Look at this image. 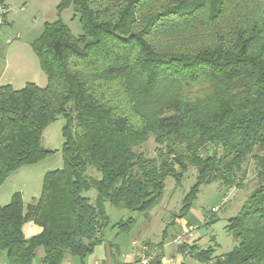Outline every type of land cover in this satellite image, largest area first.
Wrapping results in <instances>:
<instances>
[{
  "label": "trees",
  "instance_id": "16d2710c",
  "mask_svg": "<svg viewBox=\"0 0 264 264\" xmlns=\"http://www.w3.org/2000/svg\"><path fill=\"white\" fill-rule=\"evenodd\" d=\"M70 7L80 35L58 18L32 43L47 84L0 86V187L56 153L43 135L65 119L63 167L45 173L29 203L16 192L0 204L8 264H34L40 248L41 264L68 255L84 264L105 242L107 202L150 220L167 179L180 186L195 167L184 218L202 186L241 189L250 159L258 182L228 220L232 251L180 252L201 264H264V0H63L59 9ZM152 139L156 156L148 157L138 149ZM92 189L95 203L84 195ZM218 220L213 213L206 224ZM27 223L37 229L30 238ZM135 223L112 228L130 233ZM162 251L151 264H163Z\"/></svg>",
  "mask_w": 264,
  "mask_h": 264
},
{
  "label": "rangeland",
  "instance_id": "374dc122",
  "mask_svg": "<svg viewBox=\"0 0 264 264\" xmlns=\"http://www.w3.org/2000/svg\"><path fill=\"white\" fill-rule=\"evenodd\" d=\"M62 1L5 0L9 8V14L0 31V86L12 85L15 89L19 90L27 83L39 85L42 82V85H46V75L40 69L38 58L32 48L33 41L43 32L45 23H52L61 18L70 27L74 35L78 36L82 33L79 20H73V8L59 9ZM64 126L65 119L63 116H59L45 130L43 135V146L56 151V153L41 163L25 166L14 172L11 179L6 181L4 186L1 187L0 199H3L4 195L6 197L9 195L13 196L16 192H21L23 198L27 201L32 196L40 195L45 173L63 167L61 149L64 143L62 134ZM155 148L156 144L152 139L147 145L138 150L148 157H155ZM244 171L246 172L244 180H240L243 181L242 188L233 187L234 191L231 193L230 190L232 188H227L220 183L202 186L197 199L193 202L186 215L188 216V224L191 227H195L193 246H196L197 252L213 249L214 254L212 257L219 258L232 251L235 240L226 230L228 220L239 213L243 202L256 188L258 182L256 165L252 159L246 162ZM92 173L97 177L99 176L95 172ZM196 178L197 170L195 167H191L188 170L180 186L176 184L175 179L168 178L163 198L160 204L151 211L150 220L146 219V215H141L138 212L127 209L116 208L109 202L106 203V211L109 213L111 224L104 232L105 238L108 239L116 235L118 230L112 228V225L120 220H128L131 217L136 219V223L130 233H120L117 237V243L120 244V253L117 254L115 249L113 252L115 256L119 255L118 257L122 258L120 260L122 264L123 261L127 263L135 258V250L137 249L138 251L139 240L144 239V235L149 239V242L157 247L164 242L167 229L170 228L168 223L180 215L183 199L196 182ZM226 194H229L228 203L224 207H221L218 212L214 213L217 214L219 220L213 224H205V217L207 218L211 215L212 208H217L221 205ZM84 195L89 197L92 203H95L97 192L94 189L84 193ZM146 226H148L147 229H145ZM141 230L143 233L138 237L137 234ZM133 239H138L136 240L139 242L136 245L137 248L132 245ZM175 244L178 246L179 252L180 246L187 245L184 241L181 245ZM175 248V245H170L169 243L165 249V256L173 257L172 255L176 251ZM160 250L162 251L161 248ZM94 255L97 256L98 260H102L101 258L104 257L105 251L103 249L95 250L93 254L85 258L84 264H87V260ZM67 258L71 264H83L79 258L72 256ZM38 259L39 257L37 256L36 261ZM199 264L201 263L199 262Z\"/></svg>",
  "mask_w": 264,
  "mask_h": 264
},
{
  "label": "crops",
  "instance_id": "0c3cea01",
  "mask_svg": "<svg viewBox=\"0 0 264 264\" xmlns=\"http://www.w3.org/2000/svg\"><path fill=\"white\" fill-rule=\"evenodd\" d=\"M4 5L6 6V8H8V6L5 3V0H4ZM8 11H9V8H8ZM8 14H9V12H8ZM38 82H40V81H38ZM42 84H43L42 82L39 83L40 86H45V85H42ZM45 84H47L46 81H45ZM11 176H12V174H11ZM11 176L8 178L7 181H9L11 179ZM0 189H1V187H0ZM0 195H1V192H0ZM35 197H38V195L32 196L28 201L24 198V201L27 204ZM11 198H12V195H9L8 197H6L4 195L3 199H0L1 200L0 204H8L11 201ZM187 218H188V216H185L184 218L176 217L175 219H172L168 223V225H170V228L167 229V233L165 234V238H164V242H163V247H164L163 251H162L163 252V264H199V262L196 259L191 257V255L189 254L188 251L186 253L179 252L178 246L174 243V240L176 238L181 237L183 239L184 243H186L189 246H193V242H194L193 241L194 240L193 233L195 232L194 231L195 227H191L188 224ZM206 222L207 221H206V217H205L204 223L206 224ZM147 227L148 226H146L145 229H147ZM23 231H24V235H25L26 238H30V237H32V236L37 234L36 226L33 223H27L24 226ZM142 233H143V231L141 230L137 234V236L139 237ZM118 235H120L119 230L117 231L115 236L110 237L108 239L105 238V242L102 244L103 246L99 245V246L96 247L95 250L103 249L105 251L104 257L101 258L102 260H98L96 258L97 256H95L96 255L95 254L94 256L90 257L87 260L86 263L87 264H122L121 261H120L122 258L118 257L119 255L115 256V254L113 252V250L115 249V252L117 254L120 253V244L117 243ZM136 240H138V239H133V241H132V245L135 248H137L136 245H138L139 242L140 243H142L144 241L149 242V239H147V237H145V235H144V239L139 240V242H137ZM169 243H170V245L173 244L176 247L175 248L176 249L175 254L172 255L173 257H166L165 256V249H166V247L168 246ZM101 247H103V248H101ZM136 252H137V249L135 250V258L134 259H132L131 261H128L127 263H126V261H123V264H125V263L126 264H135V262H136V254H137ZM37 256L39 257V259L37 261L35 259L34 260V264H41L40 263L41 259L44 256V251H43L42 248L37 250ZM69 256H66V258L64 260V264H71L69 262L68 258H67ZM0 264H8L7 256H6L5 253H0Z\"/></svg>",
  "mask_w": 264,
  "mask_h": 264
},
{
  "label": "built area",
  "instance_id": "2783aa9c",
  "mask_svg": "<svg viewBox=\"0 0 264 264\" xmlns=\"http://www.w3.org/2000/svg\"><path fill=\"white\" fill-rule=\"evenodd\" d=\"M6 13H7L6 7L0 3V31H1V27L3 26V23H4L3 18ZM232 191H234L233 188L232 190H230V193ZM229 194L225 195V198H223L222 203L219 207L212 208L210 212L211 214L218 212L221 207H224L228 203ZM175 243H177L178 245H181L183 241L180 237H178L176 238ZM160 253H161V250L159 247L155 245L152 247L146 243H141L138 246L136 264H151L159 256Z\"/></svg>",
  "mask_w": 264,
  "mask_h": 264
}]
</instances>
